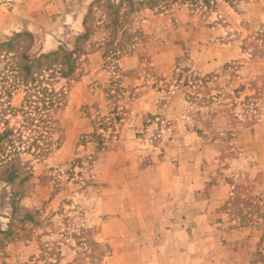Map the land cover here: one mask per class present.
<instances>
[{"label":"rangeland","instance_id":"rangeland-1","mask_svg":"<svg viewBox=\"0 0 264 264\" xmlns=\"http://www.w3.org/2000/svg\"><path fill=\"white\" fill-rule=\"evenodd\" d=\"M52 1L0 24V44L32 35L30 56L87 33L70 79L38 80L62 94L48 112L17 82L7 95L21 69L0 57V264H264V0L38 16Z\"/></svg>","mask_w":264,"mask_h":264},{"label":"trees","instance_id":"trees-1","mask_svg":"<svg viewBox=\"0 0 264 264\" xmlns=\"http://www.w3.org/2000/svg\"><path fill=\"white\" fill-rule=\"evenodd\" d=\"M204 5H208L210 0H202ZM87 33L78 38L77 44L75 46L74 51L70 52L65 48H59L58 50L49 53V54H38L34 56H30L28 54L32 43L33 38L32 35L29 33H21L17 34L12 40L8 42H4L0 44V57L8 58L11 60L9 56L13 58V63L10 64V71L13 75H19L17 71V67L21 69L22 78L13 80L10 84L7 85L6 92L7 95L10 93L12 88L16 87V82L23 87L27 88V95L23 100L25 107H31L35 104L37 107L36 109L38 112L41 111H49L53 108L57 107V103L62 99V94L56 91L52 85L48 84V87H40L38 85V80H45L46 82H52L55 78L57 80H68L70 79L74 72L77 65V58L75 56L77 54H81V47L79 43L86 38ZM27 41L26 47L24 51L20 54L22 59V64L14 63L17 58L15 55L22 50L23 47L22 43ZM3 55V56H2ZM14 76V77H15ZM50 80V81H49ZM35 93V94H34ZM29 108V109H31ZM41 117V123L43 118ZM50 131L53 132V129L50 126H47ZM45 128V127H43ZM36 133H39V128ZM51 133V132H50ZM12 135L11 130H7L0 135V141L7 139L9 136ZM9 139V138H8ZM10 143L11 140H8ZM39 148V146H37Z\"/></svg>","mask_w":264,"mask_h":264},{"label":"crops","instance_id":"crops-1","mask_svg":"<svg viewBox=\"0 0 264 264\" xmlns=\"http://www.w3.org/2000/svg\"><path fill=\"white\" fill-rule=\"evenodd\" d=\"M20 1H22V0H0V24L2 22V19L9 12V8L10 7H13L15 9L13 11H15L14 14L16 16L22 17V16H25L26 14H27L28 17L31 16L30 13H27L26 10L22 9V7L19 5L18 2H20ZM30 1H33V0H30ZM66 2H67V0H57V1H52L50 3H47V4L44 3V5L39 7V10H38L37 14H38V16H42L44 18H47V17L52 18V17L56 16L57 14H59V13L61 14V13L64 12L65 8L67 7L66 6L67 5ZM70 17H71L70 20H73V16H70ZM52 20H54V18ZM22 24L24 26L23 28L29 29L30 31L34 27V24L31 23V22H24ZM76 24H79V21H76ZM76 27H77V25H76ZM179 261H183V260L180 258ZM165 262H166V264H168L167 261H165ZM178 264H180V263H178Z\"/></svg>","mask_w":264,"mask_h":264}]
</instances>
